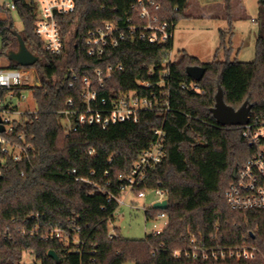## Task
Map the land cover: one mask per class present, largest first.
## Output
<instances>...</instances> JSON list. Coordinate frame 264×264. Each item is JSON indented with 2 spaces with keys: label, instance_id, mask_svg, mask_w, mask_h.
<instances>
[{
  "label": "trees",
  "instance_id": "1",
  "mask_svg": "<svg viewBox=\"0 0 264 264\" xmlns=\"http://www.w3.org/2000/svg\"><path fill=\"white\" fill-rule=\"evenodd\" d=\"M137 1L74 0L75 12L57 17L64 42L58 55L46 51L34 33L37 6L33 0L15 2L21 30L14 28L9 16L0 18V57L17 49L19 33L28 50L38 57L27 67L35 70L40 81L32 92L36 114L29 115L24 124L14 125V134H24L32 146L29 157L20 163L6 157L0 165V264L20 263L24 255L40 264H264V210L233 211L224 198L233 171L252 149L246 145L241 128L216 123L210 112L220 85L227 105L237 109L248 101L250 120L264 118V0H257L252 61L222 60L215 55L203 63L183 52L167 66L171 109L164 117L141 112L136 123L121 122L106 129L83 126L65 132L66 102L73 98L77 103L81 88L79 82L74 88L67 87L71 74L91 78L95 68L121 64L123 71L114 72L105 81L101 96L135 89L137 80H155L146 70L160 68L163 55L172 49L173 38L149 43L127 37L100 57L86 51L87 32L103 22L124 25L127 18L141 22L132 6ZM152 1L159 5L155 13L160 20L174 26L188 6V0ZM226 2L229 10V0ZM0 11L10 10L0 7ZM229 45L222 32L217 52L224 49L228 53ZM195 65L204 67L197 81L199 91L182 87L192 81L185 68ZM8 67L23 66L8 61ZM6 93L0 90V99ZM162 123L166 132L164 160L138 190L160 187L167 192L166 209L150 206L148 212H165L167 225L160 233L140 239L122 237L115 228L116 235L109 238V223L118 207L110 195H120L123 187L118 176L128 173L153 140L152 129ZM37 224L40 229L62 226L72 233L77 230L78 249L21 233ZM190 237L202 239L207 247L250 245L256 255L248 260L174 257L172 251L186 246ZM49 250L58 255L57 263L47 255Z\"/></svg>",
  "mask_w": 264,
  "mask_h": 264
},
{
  "label": "built area",
  "instance_id": "2",
  "mask_svg": "<svg viewBox=\"0 0 264 264\" xmlns=\"http://www.w3.org/2000/svg\"><path fill=\"white\" fill-rule=\"evenodd\" d=\"M33 1L37 6L34 33L46 51L58 55L64 50V42L57 17L74 13V0ZM132 6L136 7L137 16L141 22L136 23L131 18H127L124 25L108 21L89 30L85 38L88 55L100 57L106 49L117 47L127 37L145 40L149 43L173 38L175 26L172 22L160 20L155 13L159 9L158 4L152 0L146 2L138 0ZM9 9L15 10V2L12 1L9 4ZM171 50H167L163 55L158 70L154 67L147 68V75L155 77V80H137V88L119 91L108 96H101L99 91L104 88L105 81L110 79L114 72L123 71L121 64L116 66L108 64L105 67L95 68L91 78L87 76L79 78L75 73L71 74L67 87L74 88L75 82H79L81 88L77 103L73 98H69L66 102L67 109L64 111L66 134L83 126L97 125L101 129H106L121 122L136 123L141 112H153L164 117L171 109L165 79L168 74L167 66L176 61ZM36 78L40 85L39 78L32 67L9 68L0 65V90L7 91L6 96L0 99V124L4 128L0 132V165L5 163L6 157H10L16 163L23 162L29 157L28 150L32 146L26 142L24 134H14V125L15 123L24 124L29 120V115L36 114V109L19 111L10 105V100L15 95L24 98L21 93L26 90L32 93L33 88L37 87ZM182 87L199 91L197 82L194 80L189 84H183ZM15 90H19L20 93L15 94ZM12 114L19 117L12 118ZM236 127L241 128V135L246 145L252 149V154L235 170L233 181L225 189L226 204L233 211L264 210V118L255 117L253 120L249 119L247 124ZM152 134L153 140L139 153L128 173L118 176L119 181L123 183L122 191L118 196L110 195V198L117 201L118 206L128 204L124 197L126 191L136 194L137 198H144L145 190L138 189L146 183L150 171L164 160L166 141L164 123L154 127ZM92 153L93 151L89 150V154ZM152 190L158 196L154 202L167 200L165 190L160 187H154ZM128 205L134 207L131 202ZM150 206L152 205L144 208L146 221L167 217L165 212L150 215L148 213ZM160 232L154 231L149 235H156ZM21 233H27L30 237L37 235L46 240H58L75 249H78L80 245L77 230L72 233L62 226L40 229L37 224L28 230L23 228ZM114 235H116L115 228L109 229L108 237L112 238ZM172 255L191 259L200 257L214 260H248L255 257L256 249L246 244L207 247L202 239L197 240L195 237H190L186 246L174 249Z\"/></svg>",
  "mask_w": 264,
  "mask_h": 264
},
{
  "label": "rangeland",
  "instance_id": "3",
  "mask_svg": "<svg viewBox=\"0 0 264 264\" xmlns=\"http://www.w3.org/2000/svg\"><path fill=\"white\" fill-rule=\"evenodd\" d=\"M12 0H0L2 9L10 10ZM226 0H188V6L176 24L173 31V45L171 54L175 60L183 52L196 57L200 62H210L215 55L219 59L249 62L254 59L257 38V0H229L227 10ZM9 16L16 30H21L22 21L14 10L0 11V18ZM225 32L226 43H230V51L217 49L220 35ZM7 61L0 57V65ZM22 97L13 96L10 105L19 111L34 110L36 104L30 91H23ZM12 118L19 117L16 114ZM26 117V116H25ZM126 203L120 204L109 229L117 228V232L125 238L140 239L154 231H162L167 225V217L146 221L144 208L152 205L158 196L152 189L145 190L144 198H137L136 194L126 191ZM20 264H40V261L24 255ZM123 264H132L127 261Z\"/></svg>",
  "mask_w": 264,
  "mask_h": 264
},
{
  "label": "water",
  "instance_id": "4",
  "mask_svg": "<svg viewBox=\"0 0 264 264\" xmlns=\"http://www.w3.org/2000/svg\"><path fill=\"white\" fill-rule=\"evenodd\" d=\"M17 2L18 0H12ZM18 47L16 50H11L7 52L6 58L8 61H12L20 66H32L37 60L38 57L31 53L26 47L23 39L16 33ZM186 74L194 81H199L204 73V67L200 65L187 66L185 68ZM38 80L36 78V86H38ZM215 103L210 112L216 121L220 125H231V126H240L245 125L249 122L250 119V110L251 104L248 101H244L240 107L234 109L232 106L227 105L223 99V90L220 85H217V91L214 95ZM4 130L3 126L0 124V132ZM235 171H233V175ZM152 207L155 209H166L167 200L156 201L152 204ZM47 255L54 259L57 263L59 261L58 255L53 251L49 250Z\"/></svg>",
  "mask_w": 264,
  "mask_h": 264
},
{
  "label": "crops",
  "instance_id": "5",
  "mask_svg": "<svg viewBox=\"0 0 264 264\" xmlns=\"http://www.w3.org/2000/svg\"><path fill=\"white\" fill-rule=\"evenodd\" d=\"M1 66H8V60H7V61H5V63H4V64H1Z\"/></svg>",
  "mask_w": 264,
  "mask_h": 264
}]
</instances>
